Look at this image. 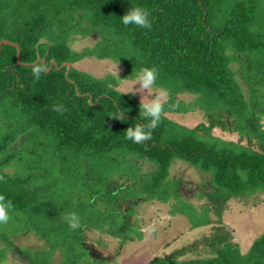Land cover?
<instances>
[{"label": "trees", "instance_id": "trees-1", "mask_svg": "<svg viewBox=\"0 0 264 264\" xmlns=\"http://www.w3.org/2000/svg\"><path fill=\"white\" fill-rule=\"evenodd\" d=\"M133 6L149 10L150 29L121 23ZM79 38L96 42L77 51ZM4 40L20 46L23 63L45 60V68L18 66L15 48L0 54V194L23 235L42 245L29 264H55L49 258L58 252L57 264H108L93 256L89 237L115 240L116 253L142 241L131 219L144 202L168 204L170 215L202 230L147 264H264V233L244 253L224 223L229 202L264 194V0H0ZM85 59L109 60L124 74L96 78L76 68ZM53 60L70 63L69 75L53 68L35 79L33 68ZM145 67L158 71L155 89L169 98L151 139L137 144L126 131L147 121L136 96L116 85ZM117 108L127 121L114 117ZM195 109L206 124L192 129L167 116ZM215 129L246 144L213 136ZM176 161L208 177L201 206L181 195ZM69 213L80 218L76 230L64 221ZM6 242L0 238V264L15 251Z\"/></svg>", "mask_w": 264, "mask_h": 264}, {"label": "rangeland", "instance_id": "rangeland-1", "mask_svg": "<svg viewBox=\"0 0 264 264\" xmlns=\"http://www.w3.org/2000/svg\"><path fill=\"white\" fill-rule=\"evenodd\" d=\"M96 42L95 38H79L73 43L72 47L81 51L86 47H91ZM76 68L96 77L107 78L112 77L116 80L120 79L124 72L120 66L109 61H98L85 59L75 65ZM133 81L119 80L116 88L125 94H132L141 103L142 96L138 92H131ZM139 84L135 88H139ZM156 93L162 91L154 89ZM154 98V97H150ZM169 98L166 93V99ZM187 103L194 100L193 96L184 95L179 97ZM172 121L183 125L187 128H195L198 125L206 124V117L203 112L195 109L194 112L187 114H169L167 115ZM213 136L221 138L225 141L246 144V140L241 141L237 134L223 132L220 129L213 131ZM147 170V167H144ZM171 175L173 178H180L183 181L181 195L185 201L190 202L193 206H201L204 200L198 199L199 195L205 194V190L209 191V180L199 171L191 168L185 163L176 161L171 167ZM122 182L118 183V185ZM136 217L131 221L140 226L144 237L142 241L129 243L121 249L120 253H116L118 244L115 240L107 236L100 237L97 234L89 237L88 243L93 249V256L99 257L101 262L108 261V264H147L155 257L169 254L179 248H182L188 242L200 237L202 230H192L188 219L185 216L170 215V206L159 202H144L135 210ZM224 223L235 231V239L240 245L241 250L245 253L251 247L255 239L264 233V194H256L248 198L235 199L228 203ZM25 228L13 217L5 225H0V238L7 239L6 245H12L15 251L8 256L6 264H29L34 261L35 257L40 255L33 252L39 248V244L32 234L24 236ZM24 238H22L23 236ZM99 241L106 244V249L100 245H96L93 241ZM37 244V245H36ZM3 244L0 243V246ZM31 251L30 252H27ZM29 254L30 258L25 257ZM36 253V255H34ZM67 254L65 257L67 258ZM42 258L43 255L41 256ZM53 263L57 264L63 259L60 253H56L54 257L49 258ZM48 259V260H49Z\"/></svg>", "mask_w": 264, "mask_h": 264}, {"label": "clouds", "instance_id": "clouds-1", "mask_svg": "<svg viewBox=\"0 0 264 264\" xmlns=\"http://www.w3.org/2000/svg\"><path fill=\"white\" fill-rule=\"evenodd\" d=\"M151 13L146 8L140 6H133L129 8L125 15L121 17V23L124 26L134 25L142 29L151 28ZM46 69L42 67H34L32 75L35 79H40L42 72ZM159 73L155 68H141L139 73L135 76L132 90L129 92H138L142 99L140 103V115L143 120L147 121L145 124L137 123L135 127H129L126 131V138L133 143H143L151 139V132L155 130L160 123L161 116L164 109V101L166 99V92L154 91ZM139 84V88L135 86ZM154 97V98H150ZM117 108V114L114 116L121 121H127V111ZM59 110V109H57ZM2 179V178H0ZM12 209V204L6 199L3 194H0V225H5L10 220L9 212ZM69 229L76 230L80 226V218L76 213H69L64 217Z\"/></svg>", "mask_w": 264, "mask_h": 264}, {"label": "water", "instance_id": "water-1", "mask_svg": "<svg viewBox=\"0 0 264 264\" xmlns=\"http://www.w3.org/2000/svg\"><path fill=\"white\" fill-rule=\"evenodd\" d=\"M3 46H11L13 48H15L17 50V56H16V61H17V65L18 66H26V67H30V66H36L39 64H42L43 67L45 68V60L39 58L35 63L33 64H26L21 62V48L18 44L12 43L10 41L4 40L0 42V54L2 51V47ZM53 68L57 69V70H61L63 68H67V76L69 75L70 70L72 69V65L70 63H65L62 66H58L56 61H51V66L49 67V69H46V72L51 71ZM73 83V82H72Z\"/></svg>", "mask_w": 264, "mask_h": 264}]
</instances>
